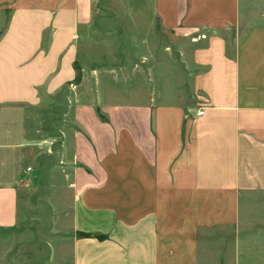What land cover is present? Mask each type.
Wrapping results in <instances>:
<instances>
[{"label":"crops","instance_id":"crops-1","mask_svg":"<svg viewBox=\"0 0 264 264\" xmlns=\"http://www.w3.org/2000/svg\"><path fill=\"white\" fill-rule=\"evenodd\" d=\"M40 92L71 124L48 261L264 264V0H0V264L49 165Z\"/></svg>","mask_w":264,"mask_h":264},{"label":"rangeland","instance_id":"rangeland-1","mask_svg":"<svg viewBox=\"0 0 264 264\" xmlns=\"http://www.w3.org/2000/svg\"><path fill=\"white\" fill-rule=\"evenodd\" d=\"M117 60L121 59L122 50L116 49L114 51ZM111 85H113V82H110ZM123 82V79H120V81L114 82V87L119 88L118 90L123 89H131L134 88V84H128ZM130 86V87H129ZM41 98L44 101V103L50 107L51 114L50 119L48 120L50 123V126L48 127L46 131V137L45 141H42L43 144L39 145V147L42 148V151L39 155L41 156V159L45 162L48 161L49 165L45 166V168L41 169V185L39 187H36V190H34L32 193L28 194V199L30 202H32L34 205V209L29 211L28 217L34 218L32 220H29L30 223L23 227L24 233L21 235L20 240L21 243H14L10 242V236L5 237V240H7L6 244L4 245V262L11 263L13 260H19V264H58V260L56 259L53 262L48 261L49 257L48 254L52 249H57V234H58V225L56 222L57 218V212L53 210L52 205L49 203V201L52 203L54 201V194L50 190L54 185L55 182L58 181V178H53L47 176V171H51L52 169H57L58 167L62 168V173L68 172L69 168L66 165V163L59 162L57 158V150L58 146L57 144L61 142V130L62 132L69 129L71 126L70 124V110H65V104L62 97V106H60L59 101L60 99L57 97H50L46 98V96H43V93H41ZM69 103L68 101H66ZM62 109V111H61ZM60 124H62V128L58 127ZM63 136V134H62ZM63 138V137H62ZM37 140V139H36ZM47 140V141H46ZM37 143V141H35ZM49 146V147H48ZM47 150V152H45ZM67 174V173H66ZM69 175V173L67 174ZM66 182L67 188L70 189L71 182L69 176L66 178H62ZM67 193V192H66ZM68 196V195H67ZM65 197V195H64ZM63 198V195H62ZM63 214L64 213V210ZM67 216H69V207H66ZM66 216V217H67ZM63 219V216H62ZM9 235V232L8 234ZM68 233H66L65 237H68ZM55 238V240H54ZM14 246L16 249L15 251H12L11 248ZM18 246V247H17ZM18 248V250H17ZM17 253L14 257H11L10 254ZM69 258L65 259L66 262L62 261V264H69Z\"/></svg>","mask_w":264,"mask_h":264},{"label":"built area","instance_id":"built-area-1","mask_svg":"<svg viewBox=\"0 0 264 264\" xmlns=\"http://www.w3.org/2000/svg\"><path fill=\"white\" fill-rule=\"evenodd\" d=\"M197 114H198V115H202V114H203V109L201 108L200 110H198ZM26 170H27V171H30V170H31V167L28 166V167L26 168Z\"/></svg>","mask_w":264,"mask_h":264},{"label":"trees","instance_id":"trees-1","mask_svg":"<svg viewBox=\"0 0 264 264\" xmlns=\"http://www.w3.org/2000/svg\"><path fill=\"white\" fill-rule=\"evenodd\" d=\"M78 236H90V234H88V233H80V234H78Z\"/></svg>","mask_w":264,"mask_h":264}]
</instances>
